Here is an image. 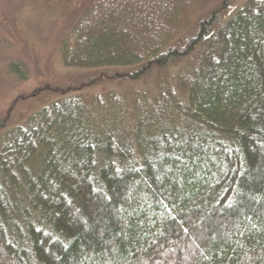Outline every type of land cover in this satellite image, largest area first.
I'll return each instance as SVG.
<instances>
[{
	"label": "trees",
	"instance_id": "obj_1",
	"mask_svg": "<svg viewBox=\"0 0 264 264\" xmlns=\"http://www.w3.org/2000/svg\"><path fill=\"white\" fill-rule=\"evenodd\" d=\"M236 1L189 27L203 0H44L104 88L0 136V264H264V0ZM186 61L153 105L108 87Z\"/></svg>",
	"mask_w": 264,
	"mask_h": 264
},
{
	"label": "rangeland",
	"instance_id": "obj_2",
	"mask_svg": "<svg viewBox=\"0 0 264 264\" xmlns=\"http://www.w3.org/2000/svg\"><path fill=\"white\" fill-rule=\"evenodd\" d=\"M223 1L203 0L201 10L188 20L189 27L220 8ZM243 2L236 1L224 16ZM66 32L57 15L46 10L44 0H0V124L7 127L0 131V136L24 124L43 106L56 102L68 89L76 90L77 94L103 92L104 87L87 90L84 86L91 73L63 67L58 45ZM13 63L23 65L27 74L25 80L10 74L9 67ZM192 65V61H186L161 71V75L151 74L153 76L146 80L108 87L119 98L123 109L127 110L138 101L139 105L144 104L143 101L153 105L156 86L165 81L164 85L175 90L176 79L181 75L187 77Z\"/></svg>",
	"mask_w": 264,
	"mask_h": 264
}]
</instances>
